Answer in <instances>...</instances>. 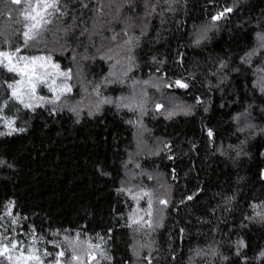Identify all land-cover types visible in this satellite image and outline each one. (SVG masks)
I'll list each match as a JSON object with an SVG mask.
<instances>
[{"label":"trees","instance_id":"obj_1","mask_svg":"<svg viewBox=\"0 0 264 264\" xmlns=\"http://www.w3.org/2000/svg\"><path fill=\"white\" fill-rule=\"evenodd\" d=\"M24 8L0 0L27 71L0 66V132L24 129L0 135V237L44 264H264V0H61L27 46Z\"/></svg>","mask_w":264,"mask_h":264},{"label":"snow or ice","instance_id":"obj_2","mask_svg":"<svg viewBox=\"0 0 264 264\" xmlns=\"http://www.w3.org/2000/svg\"><path fill=\"white\" fill-rule=\"evenodd\" d=\"M11 3L14 5H21L22 3H26V7L21 12L22 22H23V28L25 29L22 33L24 37V44L27 46L30 41L36 40L41 33L46 29V26L50 24L52 21L49 19L54 13H59L60 15H64L65 13L61 12V0H35V3L32 2V0H11ZM88 5L85 4L84 7L86 8ZM231 8H225V10L218 15L213 17V20H219L223 16H225L226 13L231 12ZM264 39V37H262ZM199 43V41H197ZM20 51L19 48L16 49V52L18 53ZM14 54H9L6 52L0 51V66H3L6 68L9 72H17L18 74H27V71L25 70L24 73H21L20 70L12 64ZM21 60H27L26 57H20ZM44 57H34L32 58L31 62L33 65H35L36 61H43ZM49 61L51 60V57L47 58ZM4 61H7V63H4ZM54 67L58 68V65H54ZM27 69V65L25 66ZM60 76L70 80L72 78L71 70L67 72H60L58 73ZM19 83V82H18ZM177 86L179 87H187V84L182 83L181 81L175 82ZM9 89H12L11 99H14L18 101L20 104L23 105L24 108H32L33 105L30 103H25L23 99V94L18 90V88L14 87L12 84L8 85ZM36 85L34 83L31 84V91L29 93L30 96L35 95ZM49 90L54 93V99L51 101H47L48 103H55L58 101L61 97V95H64L65 92L70 93L71 92V86L69 84H64L63 87L60 89V93L56 94L57 90L56 88H53L49 86ZM261 91L264 92V86L261 87ZM41 100H43V97H40ZM108 103H111V101H105ZM199 102V101H198ZM5 107H7V102H5ZM161 105H157V109L159 110ZM2 110V109H0ZM169 115H172L170 113ZM14 121L13 120H5V126L9 129L7 133L0 132V135H11L13 132L16 131H24V129H16L13 127ZM212 133L209 132V136H211ZM2 163V162H0ZM191 199V197H189ZM161 203L166 204V201H161ZM11 213L9 212L8 215ZM13 224L16 223V220L13 219ZM35 230L33 229V244H35ZM79 234H77V240H78ZM68 239L67 237L65 238ZM240 246L243 247V241H240ZM56 247H59V245H56ZM89 247H95L99 248V245H91L89 244ZM19 252V255H16L15 253ZM44 257L52 255V253L45 251ZM65 255V251H60L55 254V264H62L61 258ZM103 255V253H102ZM261 255H264V253H261ZM91 259H95L94 254H90ZM80 259L79 256L75 254V250L73 251L72 260L78 261ZM7 261V264H44V260L41 258V256L38 253V250L30 246L27 248V251L25 252L24 243L23 241H18L15 238H9L8 236L0 237V264H4V262Z\"/></svg>","mask_w":264,"mask_h":264},{"label":"rangeland","instance_id":"obj_3","mask_svg":"<svg viewBox=\"0 0 264 264\" xmlns=\"http://www.w3.org/2000/svg\"><path fill=\"white\" fill-rule=\"evenodd\" d=\"M27 5H26V3H25V7H26Z\"/></svg>","mask_w":264,"mask_h":264},{"label":"water","instance_id":"obj_4","mask_svg":"<svg viewBox=\"0 0 264 264\" xmlns=\"http://www.w3.org/2000/svg\"><path fill=\"white\" fill-rule=\"evenodd\" d=\"M263 172H264V168H263V170H262Z\"/></svg>","mask_w":264,"mask_h":264}]
</instances>
